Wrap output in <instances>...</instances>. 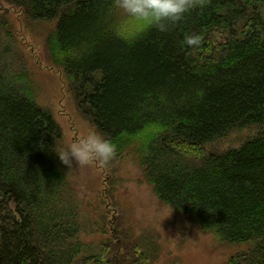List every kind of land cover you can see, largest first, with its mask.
I'll list each match as a JSON object with an SVG mask.
<instances>
[{
  "label": "trees",
  "instance_id": "trees-1",
  "mask_svg": "<svg viewBox=\"0 0 264 264\" xmlns=\"http://www.w3.org/2000/svg\"><path fill=\"white\" fill-rule=\"evenodd\" d=\"M4 1L28 25L53 24L45 35L51 66L68 78L84 118L117 147L109 199L116 202L122 162L133 160L181 224L235 247L228 264H264V0H202L168 32L146 29L133 43L115 36L121 16L111 0ZM5 8L0 264H159L158 233L137 235L122 213L103 216L109 236L84 237L105 232L80 198L91 171L60 162L63 132L37 101ZM241 130L248 134L231 144L227 137Z\"/></svg>",
  "mask_w": 264,
  "mask_h": 264
},
{
  "label": "rangeland",
  "instance_id": "rangeland-1",
  "mask_svg": "<svg viewBox=\"0 0 264 264\" xmlns=\"http://www.w3.org/2000/svg\"><path fill=\"white\" fill-rule=\"evenodd\" d=\"M1 2L7 8L20 46L28 57V65L38 89L37 101L52 112L63 132L65 147L89 131H95L94 125L84 118L66 91L68 78L61 69L51 66L46 54L45 35L53 24L35 22L28 25L18 8L4 0ZM247 132H232L227 140L235 144ZM132 161H123L118 171L122 184L116 189V202L106 194L108 179L113 174L110 166H87L91 173L85 176L86 195H80V198L85 214L99 226L103 225L101 229L105 232L97 230L87 234L84 236L86 240L99 241L109 236L112 228L104 224L103 216L109 219L118 212L123 214L126 226L132 227L137 235L149 230L152 234L158 233L162 244L159 264H228L231 254L236 251L235 247H228L223 240H217L209 233L197 228L188 229L186 224H181V214L166 207L157 199L151 187L140 181Z\"/></svg>",
  "mask_w": 264,
  "mask_h": 264
},
{
  "label": "clouds",
  "instance_id": "clouds-1",
  "mask_svg": "<svg viewBox=\"0 0 264 264\" xmlns=\"http://www.w3.org/2000/svg\"><path fill=\"white\" fill-rule=\"evenodd\" d=\"M202 3V0H111L112 8L121 16L113 26L118 39L133 43L146 29L155 28L166 33L181 22L184 15ZM192 38L187 37L186 43ZM60 162L71 168L73 163L81 167L107 166L117 155V147L96 131L71 142L57 152Z\"/></svg>",
  "mask_w": 264,
  "mask_h": 264
}]
</instances>
